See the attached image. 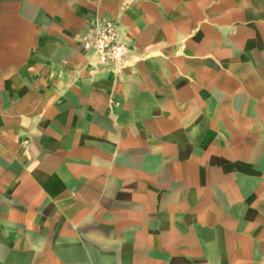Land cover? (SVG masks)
<instances>
[{
  "label": "crops",
  "instance_id": "crops-1",
  "mask_svg": "<svg viewBox=\"0 0 264 264\" xmlns=\"http://www.w3.org/2000/svg\"><path fill=\"white\" fill-rule=\"evenodd\" d=\"M0 264H264V0H0Z\"/></svg>",
  "mask_w": 264,
  "mask_h": 264
},
{
  "label": "built area",
  "instance_id": "built-area-1",
  "mask_svg": "<svg viewBox=\"0 0 264 264\" xmlns=\"http://www.w3.org/2000/svg\"><path fill=\"white\" fill-rule=\"evenodd\" d=\"M82 48L89 51L99 65H121L128 54L115 23L110 19H95L81 37Z\"/></svg>",
  "mask_w": 264,
  "mask_h": 264
}]
</instances>
